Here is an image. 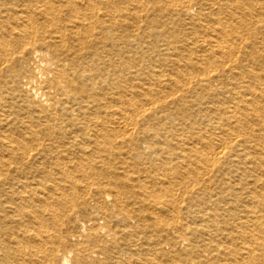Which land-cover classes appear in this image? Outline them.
Here are the masks:
<instances>
[{"label": "bare ground", "instance_id": "bare-ground-1", "mask_svg": "<svg viewBox=\"0 0 264 264\" xmlns=\"http://www.w3.org/2000/svg\"><path fill=\"white\" fill-rule=\"evenodd\" d=\"M0 264H264V0H0Z\"/></svg>", "mask_w": 264, "mask_h": 264}]
</instances>
